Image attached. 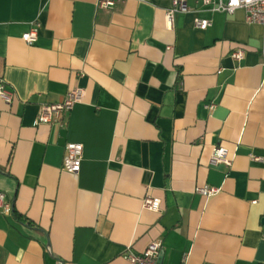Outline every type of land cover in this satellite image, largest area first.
<instances>
[{"label": "crops", "instance_id": "obj_1", "mask_svg": "<svg viewBox=\"0 0 264 264\" xmlns=\"http://www.w3.org/2000/svg\"><path fill=\"white\" fill-rule=\"evenodd\" d=\"M97 1L0 0V264H130L158 240L160 264H264V27L200 0L171 29V0ZM76 87L70 112L33 124ZM67 142L82 145L76 174ZM216 145L230 167L210 163Z\"/></svg>", "mask_w": 264, "mask_h": 264}, {"label": "built area", "instance_id": "obj_2", "mask_svg": "<svg viewBox=\"0 0 264 264\" xmlns=\"http://www.w3.org/2000/svg\"><path fill=\"white\" fill-rule=\"evenodd\" d=\"M120 0H98L97 6L101 9H110ZM146 1V0H142ZM203 6H207L212 13L223 12L232 14L237 10L244 13V21L248 24H259L264 27V0H200ZM191 9L187 6L186 0H171L170 6L165 10L164 18L168 29L173 27L174 17L178 13H187ZM193 25L196 29L205 30L211 25L208 18L194 17ZM37 37V25H31L29 30L21 35V39L26 44H32ZM230 57L235 61H240L244 57L242 49H236ZM84 90L76 87L68 89L60 102L49 103L40 106L39 113L34 121V125L51 124L60 120L63 114H67L76 103L82 101ZM0 99L5 103H9L12 99V92L5 87L3 80H0ZM214 104H207V109H213ZM82 156V145L76 142H67L64 146V154L62 159V169L76 174L80 169V161ZM254 161H260L261 158L251 156ZM210 163L212 165H224L230 167L232 158L228 156L226 149L220 145L212 148ZM194 192L200 196L210 197L220 192V187L212 185H202L194 189ZM0 207L4 213L10 212V205L3 203L0 196ZM142 208L159 212L160 199L145 196L142 199ZM161 248V241L150 242L141 253H134L130 250L126 251L124 257L130 264H160L158 255Z\"/></svg>", "mask_w": 264, "mask_h": 264}, {"label": "water", "instance_id": "obj_3", "mask_svg": "<svg viewBox=\"0 0 264 264\" xmlns=\"http://www.w3.org/2000/svg\"><path fill=\"white\" fill-rule=\"evenodd\" d=\"M46 247L49 248V243L47 242ZM58 261L61 263V261L58 259ZM158 262L160 263V261L158 260Z\"/></svg>", "mask_w": 264, "mask_h": 264}]
</instances>
